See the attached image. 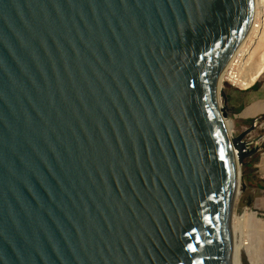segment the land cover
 Segmentation results:
<instances>
[{
    "label": "water",
    "instance_id": "water-1",
    "mask_svg": "<svg viewBox=\"0 0 264 264\" xmlns=\"http://www.w3.org/2000/svg\"><path fill=\"white\" fill-rule=\"evenodd\" d=\"M254 13L0 0V264H233L260 119L232 131L218 82Z\"/></svg>",
    "mask_w": 264,
    "mask_h": 264
},
{
    "label": "bare ground",
    "instance_id": "bare-ground-1",
    "mask_svg": "<svg viewBox=\"0 0 264 264\" xmlns=\"http://www.w3.org/2000/svg\"><path fill=\"white\" fill-rule=\"evenodd\" d=\"M239 54L243 60L239 84L248 87L264 71V0H255L253 24L236 56ZM226 69L220 76L219 88L225 79ZM230 125L227 121V126ZM238 182L239 185V175ZM233 245V264H244L243 254H246L250 264H264V219H261L255 211L246 210L241 216L234 213Z\"/></svg>",
    "mask_w": 264,
    "mask_h": 264
},
{
    "label": "crops",
    "instance_id": "crops-1",
    "mask_svg": "<svg viewBox=\"0 0 264 264\" xmlns=\"http://www.w3.org/2000/svg\"><path fill=\"white\" fill-rule=\"evenodd\" d=\"M226 91L227 105L236 129L244 130L260 119L257 128L264 126V71L248 89L229 86ZM257 129L253 131L255 136ZM261 149L246 159L243 167V195L257 210H264V136L260 139Z\"/></svg>",
    "mask_w": 264,
    "mask_h": 264
},
{
    "label": "rangeland",
    "instance_id": "rangeland-1",
    "mask_svg": "<svg viewBox=\"0 0 264 264\" xmlns=\"http://www.w3.org/2000/svg\"><path fill=\"white\" fill-rule=\"evenodd\" d=\"M250 43V40L247 42V45ZM249 46V45H248ZM246 46V48L248 47ZM229 85L227 82H224L223 81V87L225 88V90H228L229 89ZM232 87V86H231ZM232 123V127H231V130L232 131H235L236 130V125L233 121H230ZM255 136H264V126L260 129V128H257V131L255 133ZM242 173H243V168H242ZM242 189V187H241ZM243 193V192H242ZM242 193L238 196V198L235 200L236 201V207H235V215L237 216H241L246 210L247 211H255L258 216L261 218V219H264V210H257L255 209L253 206H244L241 201H242ZM243 263L244 264H250V262L248 261V258L246 256V254H243Z\"/></svg>",
    "mask_w": 264,
    "mask_h": 264
},
{
    "label": "built area",
    "instance_id": "built-area-1",
    "mask_svg": "<svg viewBox=\"0 0 264 264\" xmlns=\"http://www.w3.org/2000/svg\"><path fill=\"white\" fill-rule=\"evenodd\" d=\"M238 51V50H237ZM237 52L234 54L233 58L230 60L229 64L227 65V71L225 74V79H223L224 82H227L229 85H231L234 88L238 89H248V87H242L240 86L239 82L241 79L240 70L243 65L242 56L239 54L237 55Z\"/></svg>",
    "mask_w": 264,
    "mask_h": 264
},
{
    "label": "trees",
    "instance_id": "trees-1",
    "mask_svg": "<svg viewBox=\"0 0 264 264\" xmlns=\"http://www.w3.org/2000/svg\"><path fill=\"white\" fill-rule=\"evenodd\" d=\"M264 118V117H263ZM243 167H244V165H243ZM242 167V168H243ZM241 203L244 205V206H251V202H249L245 197H244V195L242 194V201H241Z\"/></svg>",
    "mask_w": 264,
    "mask_h": 264
}]
</instances>
